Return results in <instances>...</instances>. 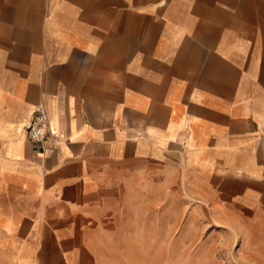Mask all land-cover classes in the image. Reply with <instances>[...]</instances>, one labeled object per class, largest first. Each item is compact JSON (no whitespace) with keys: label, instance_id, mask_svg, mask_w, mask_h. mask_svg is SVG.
<instances>
[{"label":"crops","instance_id":"obj_1","mask_svg":"<svg viewBox=\"0 0 264 264\" xmlns=\"http://www.w3.org/2000/svg\"><path fill=\"white\" fill-rule=\"evenodd\" d=\"M173 183L264 241V0H0V264H95Z\"/></svg>","mask_w":264,"mask_h":264},{"label":"rangeland","instance_id":"obj_2","mask_svg":"<svg viewBox=\"0 0 264 264\" xmlns=\"http://www.w3.org/2000/svg\"><path fill=\"white\" fill-rule=\"evenodd\" d=\"M175 183L102 227L95 264H264V241L239 219L210 213ZM205 205V204H204Z\"/></svg>","mask_w":264,"mask_h":264},{"label":"built area","instance_id":"obj_3","mask_svg":"<svg viewBox=\"0 0 264 264\" xmlns=\"http://www.w3.org/2000/svg\"><path fill=\"white\" fill-rule=\"evenodd\" d=\"M24 129L27 137L40 148H45L48 141L58 140L60 136L43 105L35 107L34 113L26 121Z\"/></svg>","mask_w":264,"mask_h":264}]
</instances>
